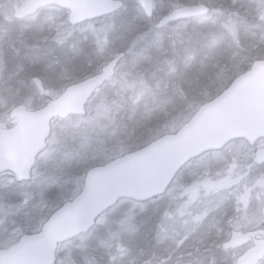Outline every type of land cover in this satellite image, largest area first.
Masks as SVG:
<instances>
[{
    "label": "trees",
    "instance_id": "trees-1",
    "mask_svg": "<svg viewBox=\"0 0 264 264\" xmlns=\"http://www.w3.org/2000/svg\"><path fill=\"white\" fill-rule=\"evenodd\" d=\"M23 1L0 0V7L3 6L5 10L13 12V4L20 7ZM132 1L133 4L125 5L121 12L99 20L111 19L115 23L107 35L109 45L105 49L102 50L99 47L100 41L98 45L91 41L92 47L88 54L80 56L75 64L62 62L72 68L66 71L68 74L72 73L71 77L66 78L67 81L63 79L65 76L59 77L55 80L54 86L50 87L49 73L38 70L33 75L34 78H39L43 82L46 92L54 89V92L61 94L68 86L89 79L99 73L102 66L118 55L125 54L120 64V67L125 65L123 71L119 76L115 74L114 79L105 86H109L106 103L114 106V100H118L119 106L115 105L116 110L112 109L107 117L95 116L92 123L67 133L58 142L57 148L58 150L64 147L69 149L66 153L68 160L62 153L59 154L66 162L65 178L57 182L58 187L51 189L48 179L50 175H47L44 190L35 189V195L38 192L41 194L43 190L45 201L50 202L49 206H53L46 220L63 203L73 199L80 192L85 174L89 169L108 164L116 158L147 147L165 135L176 133L203 104L219 96L254 63L264 60V41L258 39L264 35V0H154L155 3L169 2L171 10L199 5L210 9V13L206 16L173 23L161 29L157 28V23L163 17H158L157 12L154 11L153 18L148 20L137 1ZM6 3V6L2 5ZM7 6L10 8H6ZM49 9L60 10L50 7L41 12ZM90 24L92 23H88ZM15 29L10 31L12 32L10 38L13 37V39L10 41L8 38L6 47L16 56L20 54L22 56L28 46L26 42L28 37H23V30L21 34L15 33ZM20 45H26V48L19 49ZM30 46L33 47L32 43ZM89 54L90 56H87ZM51 74L52 72L50 76ZM31 87L37 95H40L32 84ZM29 96L35 97V94ZM51 100V95L47 94L42 98L43 103L40 106L34 105V109L44 107ZM19 104H23L21 98L15 101V105ZM87 117L90 116L86 115ZM86 118L83 119L84 122ZM58 123L62 122L55 121L53 124ZM87 141L92 143L89 145ZM86 147L88 151L84 152ZM56 155L58 152L53 156ZM187 167L179 173L172 189L178 183H186L189 178L186 173ZM67 180L71 183L72 190L69 189V185H64L68 182ZM33 181L27 183L25 187L31 186ZM186 188L192 191L198 189L199 184ZM31 193L35 198L34 193ZM23 194L26 196V192ZM166 196L146 203L121 201L103 215L102 218L106 221L104 225L97 224L88 234L60 246L57 264H129L131 258H125V253L117 248L119 239L124 234L120 233V230L125 228L126 222L132 218L134 220L131 223L134 227L141 228L142 215L134 211L135 216L132 217L131 209L134 206L136 209L144 207L145 215L150 214L151 205ZM194 199L188 205H186V198L173 204L181 207L182 210L188 209L192 218L204 216L203 211L201 213L204 209L199 191L196 192ZM22 200L16 199L10 205ZM120 205H125L127 212L115 214ZM228 210L230 212V208ZM156 214L159 216V212ZM125 217L128 218L127 221ZM230 220L231 217L225 218L219 223L226 225ZM184 224L187 223L184 222ZM187 228L190 227L187 226ZM37 229L34 225H30L25 233L32 234ZM229 231L231 232L229 227L225 228L223 239L217 238L214 241V244L218 243L219 248L215 260H223V264H233V259L228 262L225 259V256L230 253L222 249V245L229 238ZM173 232H169L170 236ZM211 235L213 239L214 233ZM185 237L188 238V236L183 238ZM207 237L199 228L192 233L193 239ZM137 240L136 248H138Z\"/></svg>",
    "mask_w": 264,
    "mask_h": 264
},
{
    "label": "water",
    "instance_id": "water-1",
    "mask_svg": "<svg viewBox=\"0 0 264 264\" xmlns=\"http://www.w3.org/2000/svg\"><path fill=\"white\" fill-rule=\"evenodd\" d=\"M148 20L154 16V0H136ZM122 0H26L20 17L27 19L49 7L67 11L68 24L78 27L110 17L124 9ZM204 5L181 7L162 18L157 28L206 16ZM125 54H120L99 74L68 87L44 108L30 112L21 105L10 120L16 125L4 130L0 124V175L12 173L18 182H29L38 157L47 149L54 120L83 118L94 95L111 81ZM45 95L42 82L33 79ZM264 139V60L256 62L214 100L202 105L175 134L165 135L138 151L87 171L80 193L63 204L35 234L22 236L8 249L0 250V264H56L59 247L89 233L98 220L123 200L136 203L163 197L178 173L191 161L224 149L237 140L250 145ZM264 163V150L258 152ZM263 231L232 232L224 250L246 247ZM264 261V239L244 253L236 264Z\"/></svg>",
    "mask_w": 264,
    "mask_h": 264
},
{
    "label": "rangeland",
    "instance_id": "rangeland-1",
    "mask_svg": "<svg viewBox=\"0 0 264 264\" xmlns=\"http://www.w3.org/2000/svg\"><path fill=\"white\" fill-rule=\"evenodd\" d=\"M123 1L125 5L133 4L132 0ZM23 3L20 7L10 3L11 5L13 4V12L5 10L3 6L0 7V98L5 96L4 99H0V122L8 119L10 112L16 106V99L21 98L23 101L22 105H25L30 111L36 110L34 105L40 106L43 103V96L37 95L31 87L35 71L41 70L47 74L49 73L50 87L54 86L55 80L59 77L63 78L65 76L63 79L67 81L66 78L71 77L72 73L68 74L66 71L72 68L62 62L75 64L80 56L88 54L92 47L91 41H94L96 45L100 41L99 47L102 50L105 49L109 45V42H107L109 37L107 35L112 30L113 24H115L114 20L110 19L71 28L68 25V14L66 12L51 9L39 13L30 20H24L20 18ZM2 5L6 6L7 3ZM6 8H10V6ZM155 11L158 17H164L173 9L171 10L169 2L161 1L155 3ZM13 29L18 34H21L23 30V37L29 38L26 39L27 48L26 45L19 46V49L23 48L24 50L26 48L24 51L21 50L23 51L22 56L21 54L16 56L6 47L8 38L12 35L10 31ZM11 39L13 37L10 38V41ZM258 39L259 41H264V35ZM31 43L33 47L30 46ZM12 47L14 46L12 45ZM16 50L18 49L16 48ZM87 56H90V54ZM124 67L125 65L120 67L116 75L118 74L119 76ZM50 72H52L51 76ZM115 82L116 79L113 83L115 84ZM108 91L109 86L105 87L91 100L87 106V115L90 117H85L86 122L83 121L84 118H76L78 120L69 119L62 123L53 124L52 137L49 141L48 149L38 161L31 186L21 188L16 184L10 185L11 181L8 178L0 181V250L8 249L23 235L28 234L25 233V230L30 225L38 228L32 234L40 230L46 221L47 214L53 207L52 205L49 206L50 202L45 201L43 190L47 182L46 177L50 175V178L48 177L49 186L53 189L58 187L57 182L65 176L64 168L66 162L61 159L59 154L62 153L65 159L68 160L66 153L69 149L64 147L58 150V142L67 133L92 123L93 117H107L112 112V109L116 108L115 105L118 104L119 106L118 100H114V106L111 103H106ZM32 94H35V97L29 96ZM46 94H50L53 100L61 95L54 92V89L49 90ZM87 143L90 145L92 141H87ZM83 151H88L87 147ZM235 151H239V147L231 146L223 153L211 154L189 165L186 170L189 175L186 183L181 185V183L177 182V186L173 189L171 187L166 194L167 196L164 197L166 199L157 200L151 205L152 212L150 214L145 215L144 207H142L143 209L141 207L136 209L135 206L132 209L129 208L133 210L132 217L135 216V212L142 215L140 219L141 228L134 227V224L131 223L134 219L131 218L129 222L125 223V228L120 230V233L124 234L119 239V247L117 249L125 253V258H131L129 264H223V260H215V255L219 248L218 243L214 244V241L217 238L223 239L224 229L229 227L231 231L248 232L256 230L261 221L264 222V199L261 201L258 195L259 201L254 198L250 201L247 200V195H244L243 198H239L237 202L239 205L230 203L232 204L230 213L233 214L231 220L227 221L226 225L219 223L220 220L229 218V208L225 207V204L221 201L222 197L227 196L229 192L217 189V186L221 185H217L220 180L210 186L211 200L204 199L203 191H201V203L204 209L201 210V213L203 211L204 216H194L192 218L188 209L182 210L181 207L175 205L181 200L180 188L194 187L196 184H200L204 177L207 180H211L214 177L213 180L215 181L217 173L210 172L211 168L223 169L226 166V161L231 155L235 154ZM57 152L58 155L54 157V153ZM219 155L221 159H219ZM250 157V152H244V160ZM75 159H78L76 155ZM203 171L209 173V176L206 177ZM220 176L226 175L221 174ZM64 185H69V189L72 190L69 181L65 182ZM36 188L43 189L41 194L38 192L35 195ZM198 189L201 190L200 188ZM198 189L185 193V197L182 196L183 199H187L186 205L195 200V194L199 191ZM23 192H26V196H23ZM31 192L34 193L35 198L32 197ZM16 199L23 200L17 203L20 205L16 203L10 205ZM47 205L49 207H46ZM118 208L115 214L127 212L125 205H120ZM233 210H237V212H233ZM244 210H247L246 214ZM157 212H159V216L156 214ZM44 219L45 221H43ZM125 219L127 221L128 218L125 217ZM184 222L187 224H184ZM105 223L106 221L103 218L98 221L99 225H104ZM187 226L190 228H187ZM197 227L204 231V234L208 237L205 239H193L192 233L195 229H198ZM172 231H174L173 235L170 236L169 232ZM212 233L215 235L213 239ZM210 235L211 237H209ZM184 236H188V238H183ZM136 240L138 248L135 247ZM245 251L246 249H241L229 252L230 254L226 255L225 259L227 262L233 259V264H236L238 258ZM261 264H264V262Z\"/></svg>",
    "mask_w": 264,
    "mask_h": 264
},
{
    "label": "flooded vegetation",
    "instance_id": "flooded-vegetation-1",
    "mask_svg": "<svg viewBox=\"0 0 264 264\" xmlns=\"http://www.w3.org/2000/svg\"><path fill=\"white\" fill-rule=\"evenodd\" d=\"M4 97L0 99H4ZM0 124L3 125L4 130H9L15 126L16 122L10 121L9 116H8V119H6L4 122H0ZM231 146L239 147V151H235V154L231 155L228 158V160L226 161V166L223 169H219L216 167L211 168L210 172L212 173L216 172L218 175L216 174L215 181L213 180L214 177L211 178V180H207L205 177L203 178V181L199 184V188L201 189L199 190L200 199L202 195L201 191H203V198L204 199L207 198L211 200L212 194L210 192L211 191L210 186H213V184H215L217 180H220L219 183H217V185L219 184L221 185L217 186V189L229 192V194L227 196H223L221 200L225 204L224 206L227 208L231 207L232 204L230 203H237L239 201V198L240 199L243 198L244 195H247V200H250V201H252L253 198L259 201V198H258V195H259L260 200L263 201L264 199V163H259L257 159V155L259 151L264 150V139L258 140L253 145H250L249 142L245 140H237L229 144L222 151H219L216 153H210L206 156L208 157L211 154L216 155V154L223 153L224 151L228 149V147H231ZM247 151L251 153V157L247 160H244L243 158L244 152H247ZM202 158H205V157L203 156ZM219 159H221L220 155H219ZM204 173L206 177L209 176V173H206V172ZM221 174H224L226 176H220ZM33 177H34V173H33ZM4 178H8L11 181L10 185L16 184L18 185V187H21V188H24L27 184L26 182H23V183L18 182L16 177L12 173H9V172H6L0 175V181L3 180ZM181 185L183 184L181 183ZM180 191H181V199L183 200L182 196L185 197V193H189L190 190L183 187L180 189ZM237 204L239 205V203ZM244 211L246 214L247 210H244ZM233 212H237V210L236 211L233 210ZM229 217L231 218L233 217V214H231L230 212H229ZM233 219L236 220L235 218ZM257 231L264 232V222L263 221H261V224L257 226L256 230L243 232V233H251V232H257ZM229 238L227 240H229ZM263 239L264 237L257 236L255 239H252V241L243 249H246L247 251L248 249L254 247V244L256 241H261Z\"/></svg>",
    "mask_w": 264,
    "mask_h": 264
}]
</instances>
